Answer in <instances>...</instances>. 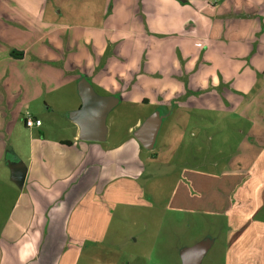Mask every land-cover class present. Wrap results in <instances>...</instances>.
Here are the masks:
<instances>
[{"label": "crops", "instance_id": "0c3cea01", "mask_svg": "<svg viewBox=\"0 0 264 264\" xmlns=\"http://www.w3.org/2000/svg\"><path fill=\"white\" fill-rule=\"evenodd\" d=\"M48 2L0 0V190L14 189L15 200L26 195L16 216L7 214L0 220V264H77L85 240L96 243L105 238L117 203L148 204L138 182L145 172V159L138 157L143 146L135 137L110 148L79 138V126L68 114L81 106L78 83L82 79L96 93L116 96L117 103L153 102V108L170 110V115L187 112L191 107L198 111L195 118L205 121V110L224 114L238 111L246 124L245 130H240L244 133L240 154L248 162L207 170L186 166L179 179L182 189L168 199L182 212L224 217L223 264H264V218L258 217L264 209V0H171L174 8L188 9L195 15L190 27L181 26L185 18L176 23L177 31L185 34L173 35V46L168 40L172 36L163 38L170 47L161 61L165 63V74L159 73L158 77L147 71L151 61L146 57L120 62L102 60V47L94 35L90 37L91 51L86 48L85 53H79L76 47L68 50V33L62 38L66 25L58 22L59 11ZM149 18L147 23L151 24ZM152 24H148V30ZM170 33L174 34L173 30ZM201 40L206 42L207 61L212 66L202 77L197 69L200 61L191 52ZM109 45L112 55L123 42L115 45L109 40ZM174 46L179 54L170 57ZM70 54H75V60ZM72 82L75 89H71L73 97L69 100H73L69 103L60 90ZM57 95L70 106L58 114L60 120L54 118L57 135L52 144L57 153L72 154L56 160L50 169L45 164L44 150L50 127L40 115L58 111L56 106L61 103L56 101ZM43 96L49 99H42L41 106ZM27 112L41 124L26 126L23 117ZM142 121L138 119L136 127ZM195 121L191 133L193 150L199 145L197 137L207 127ZM189 123H172L180 142L183 127ZM21 125L33 135L27 162L19 155L15 141L14 146L10 143L14 129ZM175 140L177 144L179 140ZM34 142L41 150L37 159ZM155 156L152 153L145 158L152 160ZM9 159L26 165L21 190L10 180ZM250 237H261L258 250H242L243 239Z\"/></svg>", "mask_w": 264, "mask_h": 264}, {"label": "rangeland", "instance_id": "374dc122", "mask_svg": "<svg viewBox=\"0 0 264 264\" xmlns=\"http://www.w3.org/2000/svg\"><path fill=\"white\" fill-rule=\"evenodd\" d=\"M48 1L55 11H59L61 17L58 22L66 25L62 38L65 39L68 33V50L76 47V51L79 53H85L86 48L91 51L90 37L94 35L102 47V60L109 58L110 62H115V60L120 62V59L137 60L139 57H146L147 61H151L147 63V71H152L151 73L155 74V77H158L159 73L165 74V70L162 68L165 63L161 61L165 52L168 51L170 43L166 40L162 41L163 38L167 35L172 36L168 40H171L173 46L176 42L174 36L181 37L185 34L183 30L177 31L179 27H176V23L179 20L182 22V19L185 18L181 26L190 27L191 17L195 15L188 9L174 8L175 6L170 4L171 0ZM148 16L153 23H151L152 29L150 30L147 29L149 28L148 24L151 25L147 23ZM130 26L137 29L130 30ZM172 30L174 34L170 33ZM107 40H112L115 45L118 42H123L122 48L115 47L114 53L111 55L112 47L111 45L107 46ZM149 44L151 47H148ZM176 47L174 46L172 53L169 54L170 57L179 54V49ZM205 48L206 42L201 40L199 46L193 47L191 50L193 57L196 59L198 57L200 61L201 65L197 69L201 77L206 76L212 68L208 64ZM70 55L69 57L75 60V54ZM109 55L111 56L109 57ZM79 56L77 57L79 58ZM71 89H75L73 82L61 87L60 95L64 97V100L71 99V95L73 97ZM112 97L116 99V96ZM138 97L140 98V96H135V98ZM42 99H49V96L41 97L39 101L41 106H43ZM57 99H59L58 95L56 101ZM71 101L68 102L71 103ZM60 103V106H56L58 111L53 115H40L43 122L50 127L45 134L47 138L44 139L45 164L50 169H53L52 163L56 160L72 154L68 151L64 154L57 153L52 144V139L57 135L54 118L60 120L58 114L66 109V105L70 106V104H63L61 100ZM130 103L119 102L109 110L106 122L107 137L104 141H94L93 144H97L101 148H110L127 138H134L133 130L136 127V121L144 120L155 108H153V102L142 104V101H134ZM160 109L166 113V118L163 119L158 132L155 148L149 151L141 147V156H138L140 159H145L143 162L145 172L138 182L145 192L147 206L117 203L113 208L105 238L96 243L85 240L81 246L82 253L77 264H183L184 255L195 245L204 248L199 264H223V250L226 245L224 217L218 214L179 211L176 204L173 201L170 202L168 198L174 195L176 190L182 189L179 179L186 166L197 165L196 167L207 170L208 168L220 169L224 164L233 167L239 166L240 163L246 164L248 159L245 160L243 154H240L244 134L240 130L244 131L246 124L241 117H238V111L224 114V112L205 110L204 113L209 118L207 117L204 121L198 117L195 118L198 111L191 107L187 112L175 111L171 115L169 114L170 110ZM174 120L181 124H184L186 120L190 122L188 126L186 124L183 127L184 136L181 142L179 137H175L177 128L172 126ZM195 120L200 121V124L207 125L197 137L199 151L197 148L193 150L195 140L191 136L192 124L196 122ZM19 122L21 123L22 119ZM22 125L14 129L10 143L14 146L13 141H15L16 149L21 151L19 155L27 162L33 135H30L29 128L24 126L23 128ZM36 135L38 134L35 133L34 137ZM208 136L212 138L209 139ZM175 139L179 140L177 144L174 142ZM34 146V155L37 159V152L41 154V150L37 148L36 142H34ZM218 151L223 153H217ZM152 153L157 155L156 159L147 160L146 155ZM51 164L52 166H50ZM8 183L12 184L10 181ZM13 184L15 183L13 182ZM127 185L124 186L127 187ZM15 187L21 190L16 184ZM13 190H0V194L6 195V197H0L2 202L0 220L7 214L14 213L16 216L19 209L22 208L26 195L15 200V197L13 198L15 191ZM258 215V217L264 218V209ZM80 227L83 229L84 224ZM256 239L254 238L255 242L252 237L243 239L242 250H258V244H262V239L261 237ZM254 243H256V247H252Z\"/></svg>", "mask_w": 264, "mask_h": 264}, {"label": "water", "instance_id": "95a60500", "mask_svg": "<svg viewBox=\"0 0 264 264\" xmlns=\"http://www.w3.org/2000/svg\"><path fill=\"white\" fill-rule=\"evenodd\" d=\"M185 1V0H181ZM78 92L82 103L70 112V117L79 126V138L85 141H103L106 138V117L109 110L117 103V98L100 95L82 79L78 83ZM166 113L157 108L147 115L139 126L133 130L134 137L146 149H153ZM10 178L19 187L23 185L26 165L20 160H8ZM204 248L199 245L191 247L184 255L183 264H199Z\"/></svg>", "mask_w": 264, "mask_h": 264}, {"label": "built area", "instance_id": "2783aa9c", "mask_svg": "<svg viewBox=\"0 0 264 264\" xmlns=\"http://www.w3.org/2000/svg\"><path fill=\"white\" fill-rule=\"evenodd\" d=\"M23 119H24L25 125L28 126V127L41 124V120L40 119L34 117L32 114H30L28 112L24 114Z\"/></svg>", "mask_w": 264, "mask_h": 264}, {"label": "trees", "instance_id": "16d2710c", "mask_svg": "<svg viewBox=\"0 0 264 264\" xmlns=\"http://www.w3.org/2000/svg\"><path fill=\"white\" fill-rule=\"evenodd\" d=\"M14 52V51H13Z\"/></svg>", "mask_w": 264, "mask_h": 264}]
</instances>
